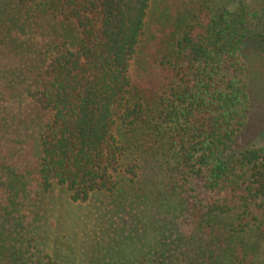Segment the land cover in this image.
I'll return each instance as SVG.
<instances>
[{
  "label": "trees",
  "instance_id": "trees-1",
  "mask_svg": "<svg viewBox=\"0 0 264 264\" xmlns=\"http://www.w3.org/2000/svg\"><path fill=\"white\" fill-rule=\"evenodd\" d=\"M259 3L0 0V264H69L41 234L56 187L83 204L140 171L170 206L115 264H260L264 146L224 153L263 109Z\"/></svg>",
  "mask_w": 264,
  "mask_h": 264
},
{
  "label": "rangeland",
  "instance_id": "rangeland-1",
  "mask_svg": "<svg viewBox=\"0 0 264 264\" xmlns=\"http://www.w3.org/2000/svg\"><path fill=\"white\" fill-rule=\"evenodd\" d=\"M258 2L264 17V0ZM242 52L249 62L252 82H264V53L254 41L243 44ZM259 106L262 111L255 107L252 125L224 152L226 156L251 145L264 146V103ZM138 179L141 182L120 184L123 194L118 197L97 196L83 204L73 203L66 191L56 187L50 205L54 213L41 233L46 237L45 251L66 258L69 264H115L120 258L150 250L153 226L170 200L159 175L140 171ZM121 223L126 234L119 230ZM247 243L257 261L264 264V240L251 234Z\"/></svg>",
  "mask_w": 264,
  "mask_h": 264
}]
</instances>
